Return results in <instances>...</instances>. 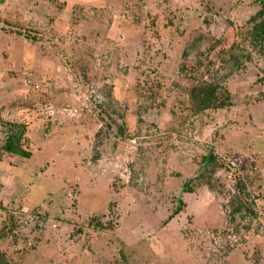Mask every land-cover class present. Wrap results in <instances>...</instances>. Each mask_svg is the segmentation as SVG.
<instances>
[{"label":"rangeland","instance_id":"1","mask_svg":"<svg viewBox=\"0 0 264 264\" xmlns=\"http://www.w3.org/2000/svg\"><path fill=\"white\" fill-rule=\"evenodd\" d=\"M259 8L0 0V263L264 264ZM202 82L228 104L194 113ZM208 155L215 189L182 192Z\"/></svg>","mask_w":264,"mask_h":264},{"label":"trees","instance_id":"2","mask_svg":"<svg viewBox=\"0 0 264 264\" xmlns=\"http://www.w3.org/2000/svg\"><path fill=\"white\" fill-rule=\"evenodd\" d=\"M255 1L259 3L260 8L248 20L250 24L249 38L258 51L264 53V0ZM189 97L191 99L192 110L194 113H197L205 109L225 107L229 102L230 93L226 89L219 88L215 83L202 82L190 89ZM9 127L10 133L1 148V152L29 158L31 153L24 148L21 141L25 133V125L12 123ZM214 172L215 159L213 156L208 155L205 158L204 168L184 182L182 192L192 193L202 185H206L211 190L215 189L216 186L212 180ZM182 204L183 202L181 201L180 206L172 212V216L182 210ZM239 207V205L234 206L233 211H238Z\"/></svg>","mask_w":264,"mask_h":264}]
</instances>
